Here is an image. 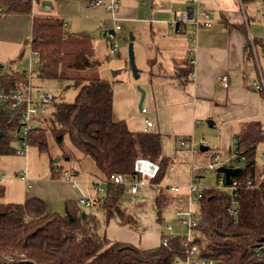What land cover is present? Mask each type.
Segmentation results:
<instances>
[{
  "label": "trees",
  "instance_id": "1",
  "mask_svg": "<svg viewBox=\"0 0 264 264\" xmlns=\"http://www.w3.org/2000/svg\"><path fill=\"white\" fill-rule=\"evenodd\" d=\"M0 5L6 7L0 13L33 14V0H0ZM185 28L187 26H177L178 31ZM67 35L62 19L44 14L33 17L27 44L37 58L39 77L60 83L74 80L80 92L72 103L57 102L54 97V112L50 120L44 121L49 128L33 129L31 146L48 153V132L61 148L69 139L83 159L90 158L94 162L95 177H101L99 181L108 183L104 185L99 206L94 213H86V220L81 218L84 207L76 201L66 203L64 214L49 213L46 203L38 198L19 204H0V264H176L177 261H185V235L166 234L158 247L140 249L130 243L111 241L102 231L114 218H119L130 228L137 223L135 216L123 207L125 188L110 182L111 176L135 177L134 163L143 158L159 164L160 170L150 184L160 185L170 159L162 154L160 134L134 133L125 121L114 119V90L109 80L87 81L67 76L62 69ZM253 43L255 50L260 48L264 53V42L254 40ZM248 44L247 57L253 60L254 50ZM99 65L100 62L93 57L76 54L70 69L86 71ZM2 70L0 68V85L9 90L27 86L29 75L34 73L33 68L23 74L3 73ZM190 73L187 69L185 76L188 78ZM21 116L16 111L0 109V158L16 154L13 132L20 127ZM262 142L263 124H246L235 137L233 152L244 157L245 162L232 161L225 166L234 168L236 164L241 165L238 167L241 171L234 179L241 181L242 186L233 193L226 183L224 189H203L200 196L195 195L193 212L199 227L193 235L195 244L200 247L199 259L215 264H264V177L256 180L257 149ZM62 159L72 162L77 158L65 151ZM65 169V165L51 162L54 179H62ZM74 171L77 177L79 172ZM222 176L217 173V181ZM250 179L254 180L252 187L247 186ZM167 191L161 189L155 199L159 222L167 205ZM231 208L238 214H231ZM165 237L167 246L162 244ZM4 254H17L18 257L10 262L3 258Z\"/></svg>",
  "mask_w": 264,
  "mask_h": 264
},
{
  "label": "crops",
  "instance_id": "2",
  "mask_svg": "<svg viewBox=\"0 0 264 264\" xmlns=\"http://www.w3.org/2000/svg\"><path fill=\"white\" fill-rule=\"evenodd\" d=\"M89 1L85 0L86 3ZM113 1L120 5L116 16L122 31L125 26L132 29L130 31L133 35L138 31L149 40L150 45L147 47L155 54L153 58L148 57L145 48L140 46L141 61L145 65H154L152 70L147 71V80L143 85L144 108L147 113L142 114L140 108L137 110L142 94L136 91L130 74L126 73V83L113 85L114 119L125 121L134 133L160 134L162 154L170 159V166L160 185L147 184L141 187L137 195L125 193L123 207L135 216L137 223L134 228L114 218L102 231L111 241L130 243L140 249H152L160 245L163 235L168 234V226L164 230L156 214L155 199L161 189L168 190L167 203L171 193L180 194L177 202L187 200L190 208L188 187L196 177L200 184L201 174H204L201 170L212 161L213 155L220 154L224 166L230 165L235 137L246 124L264 122V93L255 89L256 84H264V76L259 75L257 70L259 82L256 81L248 65L253 61L247 57L249 39H252L247 29L250 20L244 9L237 7L236 0H201L202 6L211 14L212 27L200 30L195 43L191 39L194 29L190 25L182 31L172 25L178 12L194 7L191 0H104L105 3ZM238 1L240 4L249 2ZM40 2L38 0L35 4L40 5ZM51 10V7L46 6L45 10L36 13L33 9L31 16H9L8 19L14 25L11 26L14 29L9 31L14 42L18 43L26 34L16 29L17 26L28 25L31 35L35 15L44 14L65 21L64 16L49 15ZM98 10V14L87 20V25L105 29L104 36L107 37L116 23L111 12L102 9L95 11ZM81 37L89 36L85 33ZM135 40L136 37L133 43ZM100 42H96V48ZM12 56L15 55H0V61H11L14 58ZM192 59L195 60L193 67L190 65ZM32 66L33 63L30 69ZM187 69L191 72L188 78L185 76ZM138 72L140 75L144 71ZM222 76H227L228 87L220 80ZM148 121L153 123V127L145 131ZM190 138H193L194 146L193 142L188 141ZM183 141L187 142L184 148L181 146ZM202 145L208 147V151L202 152ZM72 170L79 172L76 186L62 179H54L51 173L43 174V177L32 174L29 179L26 169L28 181L22 180L19 175L21 181L30 182L26 184L28 190L25 192V201L38 198L46 203L49 213L64 214L68 201L78 202L82 197H101L94 186L87 184L101 178L95 177V168L90 171ZM2 180L5 178L0 175ZM172 188H179L180 191L175 193ZM3 189L2 195L5 191ZM84 208L90 210L83 211L85 213L95 211V208ZM181 229L185 232L182 226Z\"/></svg>",
  "mask_w": 264,
  "mask_h": 264
},
{
  "label": "rangeland",
  "instance_id": "3",
  "mask_svg": "<svg viewBox=\"0 0 264 264\" xmlns=\"http://www.w3.org/2000/svg\"><path fill=\"white\" fill-rule=\"evenodd\" d=\"M86 2L85 0H41L40 5H34V13L39 10H45L46 6H49L52 8L49 15L65 17L64 23L67 27L66 32L68 35L65 40V57L62 69L67 72V76L71 79L84 78L87 81H92L104 78L109 80L112 85L116 83H126L124 76L127 73L130 74L131 80L135 84L136 91L141 94L140 89L145 90L143 85L147 80V71L154 68V65H145V63L141 61V55L139 53L140 46L141 48L143 46L148 57H154L155 54L152 53L151 48L147 47L150 45L149 40L143 35H140L138 31L133 35L136 37L134 42L135 66L138 71H144L140 74L141 76L139 75L138 78H135L129 57L130 30L132 29H130L129 26H125L123 31H115L116 38L114 43L118 44L119 48L116 54H112V41L108 36H104L105 29L100 30L98 27L92 26L91 28L89 27L90 25H87V20H89L91 16L96 15V13L98 14L100 10L86 12ZM236 2L237 7L243 8L246 16L250 20L247 29L252 39H249V42L251 43V40L264 42V0H252L250 2H245L244 4H240L238 0H236ZM0 9L4 11L6 10V7L0 5ZM99 9L105 10L104 8ZM9 16L11 15L4 12L0 13V40L6 41L0 42V55L15 56H12L14 58H12L11 61H0V65L3 67L2 72L23 74L25 71L30 70L31 64L33 63L32 68L34 73L32 74L30 82L33 98L36 97L38 92H42L52 95L57 102H74L80 92V88L76 87L74 80L60 83L58 81L41 79L38 75L39 66L37 58L32 55L31 48L29 44H27V40H29L31 36H29V26L21 25L20 27H16V29L25 32L26 34L20 38L18 43H15L14 38H11L12 35L9 33L11 29H14L11 28V26L14 25L11 24V19H8ZM113 30H115V28ZM85 33L89 36L88 38L81 37V35ZM98 41H101L100 46L96 48L95 45ZM251 47L252 50H254V58L252 62L248 63V65L252 68L251 73L253 74V77L258 81L257 70L259 75L261 74L264 76V53L260 48L255 50L254 43ZM76 54H84L88 57H93L100 62V65L92 67L86 71L71 70L70 66L73 64L74 56ZM139 104L140 100L137 105L138 111ZM145 104L146 103L144 102L143 107L146 106ZM45 109L46 115L37 117L31 123L33 129L45 128L48 130L49 127L44 121L50 120L52 113L54 112L53 103L45 105ZM259 122L264 124L262 121ZM48 144V153H42L37 147L30 145L27 156L12 154L0 158V175L5 178V180L0 181V185L2 186H0V190H4L3 188H5L4 194L0 196V204H19L25 202L24 196L25 192L28 190L27 185L30 182L25 183L21 181L19 175L23 171L25 172L26 169L30 179L32 174L40 175L42 177L43 174H50L51 162H56L58 159H60V161L57 163L72 169L90 171L94 168V162L90 158L83 159V155L74 148L69 139H66L63 148H61L55 142L52 134L48 132ZM13 148L15 150L21 148L19 142L15 141ZM65 151L74 154L77 159L72 162H66L62 159ZM81 163L82 165L80 166ZM240 166V164L235 165V167ZM263 177L264 142L260 143L257 149L256 180L260 181ZM217 179L216 171L209 174H201V180L198 186L202 189L218 188ZM179 195L173 193L169 195L168 203L162 211L161 221L159 223L164 230H166V226H170L174 229L175 234L182 235L184 234V230L181 229V221L176 216V213L187 212L189 206L187 200L177 202ZM83 211L89 212L90 210L83 208Z\"/></svg>",
  "mask_w": 264,
  "mask_h": 264
},
{
  "label": "built area",
  "instance_id": "4",
  "mask_svg": "<svg viewBox=\"0 0 264 264\" xmlns=\"http://www.w3.org/2000/svg\"><path fill=\"white\" fill-rule=\"evenodd\" d=\"M194 4V7L188 8L184 11H180L176 14L175 20L172 22L174 26H187L190 25L194 30L191 34V39L195 43L198 39V32L202 29H209L212 27V19L211 14L204 8L201 4V0H191ZM36 1L33 0V7ZM99 8H104L106 11L112 13V18L115 25V30L108 34V38L112 41V49L111 53L116 54L118 52V44L115 42V31H121L122 26L118 24L117 12L120 9V5L118 2L113 1L111 3H105L103 0H91L85 6L86 12L95 11ZM1 10V9H0ZM253 45V42H251ZM193 55V52L190 53ZM195 64V60L192 59L190 61L191 67ZM31 78L32 74L29 75V81L27 86L18 87L15 89H6L4 86L0 85V109H7L16 111V114H21V125L20 127L13 132V138L16 142H19L21 148L16 150V154L19 156H27L28 149L31 145L30 134L33 130L31 123L37 117L46 115L45 105L53 102L54 97L50 94L38 92L36 97L33 98L32 88H31ZM220 80L224 83L225 87H228V78L227 76L220 77ZM255 89L259 92L264 91V84H256ZM142 114L147 113V109L142 107ZM153 123L148 121L146 124V130L152 128ZM188 141L193 142V138H190ZM186 141L181 143V146L184 148L186 146ZM194 142L193 145L194 146ZM233 161L235 163L245 162V158L240 156L238 153H234L230 159V162ZM224 166L223 160L220 154L215 153L213 155L212 161L202 168V172L204 174H209L211 172H217L220 167ZM160 170L159 164L152 162L148 159L139 158L134 163V172L135 177L126 178L123 175H113L110 178V182L113 184L123 186L125 188V193H130L132 195H137L140 192L141 187L150 184V180L156 178L158 172ZM21 179L24 181H28L27 171L21 173ZM62 180L67 183H70L74 186L77 185V177L76 172L72 169H65L63 172ZM108 182H103L99 180L89 181L88 185L94 186L95 190L98 194L104 193V185ZM199 178L196 177L189 185V204L190 208L187 212H177L176 216L181 221V226L185 229L184 234L187 237V241L185 242V246L187 248V256L185 261H177L176 264H215L213 261H208L204 259H199L200 247L195 244L194 238V230L199 227V223L194 217L193 208L195 206V195H199L202 193L203 189L198 186ZM226 184V180L224 175L218 180V188L224 189ZM242 182L233 179L231 185H229L228 189L236 193L238 189L242 186ZM247 186H254V180L250 179L247 181ZM175 193H178L179 188H172ZM82 206L89 208H96L99 206L100 201L99 198H86L82 197L78 201ZM231 214L237 215L238 211L234 208L229 210ZM167 235H175L173 233L172 227H167ZM162 244L167 246L168 239L165 237L162 240ZM18 257L17 254H4L3 258L7 261H14Z\"/></svg>",
  "mask_w": 264,
  "mask_h": 264
},
{
  "label": "water",
  "instance_id": "5",
  "mask_svg": "<svg viewBox=\"0 0 264 264\" xmlns=\"http://www.w3.org/2000/svg\"><path fill=\"white\" fill-rule=\"evenodd\" d=\"M134 36L133 34H130V43H129V57H130V63H131V66H132V71H133V74H134V77L135 78H138L139 76V72L138 70L136 69V66H135V54H134ZM0 68H3L1 65H0ZM140 92L142 94V98H141V101H140V104H139V108L142 109L143 107V103H144V99H145V91L140 89ZM200 150L202 152H206L208 151V147L202 145L200 147ZM60 159H58L56 162H59ZM240 168H232V167H225V166H222L218 169V173L219 174H222L224 175L225 177V180H226V183L228 185H231L232 183V180L239 175L240 173ZM81 218L83 220H86V213L85 212H82L81 214Z\"/></svg>",
  "mask_w": 264,
  "mask_h": 264
}]
</instances>
